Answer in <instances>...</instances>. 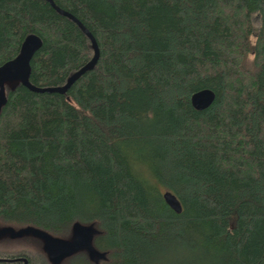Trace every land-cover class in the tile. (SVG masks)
Returning a JSON list of instances; mask_svg holds the SVG:
<instances>
[{
	"label": "trees",
	"instance_id": "1",
	"mask_svg": "<svg viewBox=\"0 0 264 264\" xmlns=\"http://www.w3.org/2000/svg\"><path fill=\"white\" fill-rule=\"evenodd\" d=\"M52 1L98 61L63 94L5 84L0 228L70 241L91 227L97 261L59 264H264V0ZM30 36L36 88L94 56L45 0H0V66ZM201 89L214 101L196 111ZM27 236L0 260L52 264Z\"/></svg>",
	"mask_w": 264,
	"mask_h": 264
},
{
	"label": "water",
	"instance_id": "2",
	"mask_svg": "<svg viewBox=\"0 0 264 264\" xmlns=\"http://www.w3.org/2000/svg\"><path fill=\"white\" fill-rule=\"evenodd\" d=\"M49 5L60 15L65 16L72 20L81 31L90 40L94 56L91 61L82 67L79 71L73 74L67 81V83L62 87H50V88H36L29 83L30 74V61L34 53L40 48L41 41L35 36H30L25 39L22 44L20 55L14 60L5 63L0 66V110L2 105L5 103V84L7 82L20 81L21 84L29 89L33 93H48V94H63L67 92L70 87L87 71L91 70L98 61L99 51L98 46L91 35V33L71 14L58 8L52 0H45ZM214 99V93L211 90L205 89L193 93L190 98V106L196 110L201 111L208 108ZM163 200L168 203V207L172 209L175 213H179L180 204L175 200V198L166 191L162 195ZM94 231L91 227L76 225L73 229V237L70 241L54 238L44 232L35 230L32 228L22 229L19 231H14L11 228H5L0 230V236L3 234H9L10 238H20L22 236L31 235L33 237L39 238L43 241V249L46 253L49 261L52 264H59L63 259L73 255L74 253L86 250L90 253L93 252L91 242ZM1 262H22L27 264L25 258H15V259H4Z\"/></svg>",
	"mask_w": 264,
	"mask_h": 264
},
{
	"label": "rangeland",
	"instance_id": "3",
	"mask_svg": "<svg viewBox=\"0 0 264 264\" xmlns=\"http://www.w3.org/2000/svg\"><path fill=\"white\" fill-rule=\"evenodd\" d=\"M253 23H255V25H257V18L256 17L253 19ZM0 230H2V228H0ZM14 231L16 232V230H14ZM25 243L33 244V238L30 236H27V237H20L17 239H15V238L12 239V238H10L9 234H3L0 236V249L5 250L4 252L17 253L20 251H24L25 249H23V247L25 246L24 245ZM42 247H43V245L39 247L40 250ZM92 255L94 256L95 260L98 258V256L96 255V253L94 251L92 252Z\"/></svg>",
	"mask_w": 264,
	"mask_h": 264
}]
</instances>
